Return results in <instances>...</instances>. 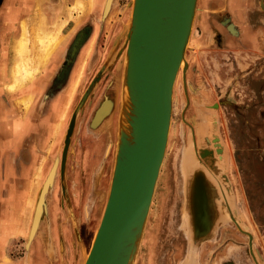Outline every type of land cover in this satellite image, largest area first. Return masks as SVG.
<instances>
[{
    "label": "rangeland",
    "instance_id": "374dc122",
    "mask_svg": "<svg viewBox=\"0 0 264 264\" xmlns=\"http://www.w3.org/2000/svg\"><path fill=\"white\" fill-rule=\"evenodd\" d=\"M33 1L38 2L30 0ZM68 1L72 8L76 0ZM80 1L85 6L80 14L69 7V13L63 14L59 8H53L51 12L59 15V21L69 15L73 19L70 24L86 23L95 29L85 57H80L81 76L74 89L70 88L68 109L54 141L49 143L40 164L36 158L25 155L34 153L33 142L0 141V264H83L107 199L121 131L119 122H122V130L126 129L127 107L121 111L120 108L121 100H124V48L132 0H112L106 10L103 7V11L97 13H93L95 0L94 3L93 0ZM99 3L100 0L98 7ZM5 7L9 21L18 18L19 25L21 19L26 20L9 1ZM198 8L196 4V12ZM85 11L86 18L80 20ZM3 12L0 8L1 23ZM195 21L196 14L192 32ZM19 30L20 25L17 32ZM219 33L220 43L215 44L217 50L205 57L189 56L190 36L173 87V110L165 156L131 264H264V57H241L240 50L244 46L236 40L238 36L229 35L227 31ZM8 42L9 38L1 30L0 45ZM33 42H29L33 45L29 48L35 59ZM4 61L2 71L6 70ZM47 63H43L40 70ZM34 78L27 82L32 83ZM49 88L48 85L46 89ZM102 105L103 109L111 106L112 109L95 122ZM29 107L30 102L21 106ZM19 119L11 117V120ZM210 121L222 148V158L217 159V163H222L220 171L228 201L221 207L222 220L194 244L190 254L192 243L185 213L193 216L196 203L193 197L190 198L193 183L200 179L207 192L212 194V190H216L217 196V182L220 187L222 182H214L202 171H197L191 156L190 163L182 164V157L184 149L190 146L194 150L188 151L190 155L193 153L208 167L200 149L210 148L214 154L216 146L206 139L209 131L200 133V126L205 128V123ZM0 134L4 139L5 130ZM191 137L194 142L189 140ZM189 153H184V157ZM215 154V157L219 155ZM23 162L25 164L21 165ZM56 162L53 181L43 192L47 205L43 216L46 218L39 223L36 235L32 237L29 233V236L38 189L48 171L55 169ZM187 167L189 170L186 171ZM29 180L35 186L33 194ZM21 208H26L29 218L23 220L25 225L20 224L17 231H9L6 220L13 222L11 213L22 216L24 210ZM219 212L217 198H214L211 221L221 217ZM41 230L42 237L39 235Z\"/></svg>",
    "mask_w": 264,
    "mask_h": 264
},
{
    "label": "water",
    "instance_id": "95a60500",
    "mask_svg": "<svg viewBox=\"0 0 264 264\" xmlns=\"http://www.w3.org/2000/svg\"><path fill=\"white\" fill-rule=\"evenodd\" d=\"M131 4L124 68L126 129L122 130L120 124L109 192L83 264H131L165 156L173 84L182 58L184 62L197 0H132ZM215 137L213 144L219 158L210 148L203 147L200 151L208 164V167L204 165L205 169L220 176L223 184L219 189L222 216L201 225L192 221V213L187 212L190 220L185 213L192 243L190 254L194 244L222 220L221 207L228 201L225 180L217 163L222 148ZM206 153L213 156L211 163ZM212 191L215 195L216 190ZM190 258L193 260V256Z\"/></svg>",
    "mask_w": 264,
    "mask_h": 264
},
{
    "label": "crops",
    "instance_id": "0c3cea01",
    "mask_svg": "<svg viewBox=\"0 0 264 264\" xmlns=\"http://www.w3.org/2000/svg\"><path fill=\"white\" fill-rule=\"evenodd\" d=\"M6 1L12 3L14 8H19V12L25 14L26 20L28 21L27 35L29 37V42H31V40H36L35 35L37 37L38 32L41 33L40 30L38 31L36 24H34L37 18V11L35 9L37 3L40 1L43 3L44 7L41 8V10L45 14L47 13L46 15L49 17L46 23V27L49 30L50 28L53 30L54 27V25H51L53 22L51 15L52 9L59 8V11L63 12V14L69 13L68 7L71 5L68 0H38V2H29V5L18 2L20 0H3V2L0 0V8L5 7L4 4L7 3ZM241 1L244 2V10L242 12L244 16L242 20L244 22L243 27L245 31V38L242 43L244 48L241 50V57H264V0H240V2ZM66 16L67 22L62 30L64 35L50 44V60L45 66L43 65L44 67L42 66L41 70L35 75L34 81L32 82L33 86H31L32 83L26 82L23 83L24 85L18 84L19 86L15 89L8 88L9 84L13 81L10 67L11 62L14 63V59H12L14 38L11 37L8 43L0 47V131L5 130V138L2 139V135L0 134V141L5 140L8 143H19L23 141L33 142L36 148L34 153L29 152L25 155H29L30 158H36L38 164L41 163V157L45 156L49 143L54 141V136L57 135L63 119L62 111L64 107L66 109V105L68 104L67 87H61L48 101H41L45 88L55 80L74 32V27L72 29H65L67 23L71 20L69 15ZM4 27L5 26L0 20V31ZM46 27L45 30L47 31L48 29ZM209 38L206 37L204 41L200 40L198 43L199 46L204 48L210 47V49L213 48L215 41L214 39L209 40ZM29 46L32 47L30 44ZM4 59V62H6V70L2 71L1 63ZM14 64L12 65L14 66ZM29 96L32 97V101L27 100V103L30 101L29 109L21 108L25 102H20V99ZM54 112H56V114ZM11 117H18L20 119L11 120ZM24 164L25 162L21 163V165ZM9 168L10 164L7 165V173L9 172ZM38 169H40V167H38ZM26 173L27 171L24 169L23 174L26 175ZM32 185L30 181L29 188L33 194L35 186L33 185L32 187ZM19 195L21 196L22 193H19ZM10 222L6 220L7 229L9 231H17V222L15 221L16 224L14 220L12 223Z\"/></svg>",
    "mask_w": 264,
    "mask_h": 264
},
{
    "label": "bare ground",
    "instance_id": "6f19581e",
    "mask_svg": "<svg viewBox=\"0 0 264 264\" xmlns=\"http://www.w3.org/2000/svg\"><path fill=\"white\" fill-rule=\"evenodd\" d=\"M111 1L112 0H105V5H104V9L105 10L110 5ZM74 2H75V4L72 6V8L69 7L70 10H72V12L75 9L76 12H77V14H80L81 11L85 10V6H83V3L80 0H76ZM41 3H42V1H40L37 4V7L35 8L36 11H37V15H36V17H37L36 18V23L37 24H36V27H38V31L39 30L41 31V33L38 32L37 37L35 35V39L36 40H34L35 42H33L34 43V47H35V50H34L35 59L33 58V56H31L32 54H31V50L29 48L30 46H29V37L27 35V21L25 19H21L19 21L20 30L17 32L16 37L14 38V42H13V52H14L13 53V59L15 57V59H14V63L15 64H14V66L12 68L13 81L9 85L12 89H15L17 86H19L18 84H23V83H26L27 81L31 80L38 73V71L40 70V66L43 63H47V61L50 59V56H49V53H50V44L52 42H55L56 39H58L59 31L61 30V28L64 25V23H66V19H63V20H60L59 21V15H54L53 13H51V15H52V21H53L51 25H54V27H53V30H52V28H50V30H49L46 27V23L48 22L49 17L46 15L47 13L45 14L41 10V8L44 7V6H42ZM93 3H94V0H93ZM131 11H132V8H131ZM194 14H196V11H195ZM45 27L48 29L47 31L45 30ZM191 33H192V30H191V32L189 33V36H188V40H187V44H186V47L187 48L189 46L188 43H189V40H190ZM62 35H60V36H62ZM52 45H54V44H52ZM124 49H125V52H126V46H125ZM50 55H51V53H50ZM125 57H126V55H125ZM126 61H127V59H125V62ZM182 62H183V58L181 59L179 68H178L177 73H176V77H177V74H178V71H179L181 65L183 64ZM80 73H81V71L78 72L77 79H75V81L72 82V86H71V89L72 90L77 85V82H78V78L80 76ZM176 77H175V80H174V84H175V81H176ZM174 84H173V87H174ZM122 94L125 96V93L122 92ZM31 98L32 97L29 96V97L24 98L23 101L22 100L21 101H22V103H24V102L27 103V100H31ZM107 101H109V100H107ZM28 102H30V101H28ZM125 102H126V100H125V97H124V100L123 99L121 100V108H120V111L123 108H125V106H126V103ZM103 105H102L100 111L98 112V114L96 115L95 121L101 119L103 116H105L110 111V109H112V106L110 108H108V109H103ZM130 107H131V104H130ZM172 110H173V104H172ZM54 113L56 114V112H54ZM201 115H204L203 114V111H201ZM207 124L205 123V125H206L205 128L199 125L201 127L200 128V133L201 134H204V133H208V131H209V135H207L206 139H208L209 142H213L214 137H215L214 127L211 124V121H210V123L208 125ZM119 125H120V122H119ZM121 127H122V122H121ZM215 139L217 140L216 137H215ZM189 140L192 141V142H194V140L192 139V137L189 138ZM206 150L209 152L208 149H206ZM188 151L189 152H193L194 150L190 146H188V147H186L184 149V151H183V157H182V164L184 162L190 163V161H189L190 158L189 157L191 156V159L193 158V161L195 159V162H196L195 165H196V170L197 171H199V170L202 171V173H204L206 176L208 175L210 179H213L214 182H217L218 180L221 181L220 180V176H217V174L216 173H213V172L208 173V171H210V170L209 169H205L204 165L203 166L200 165L199 160L194 157L193 153H192L193 156L190 155V153ZM184 153H189V156H186L187 154H185V157H184ZM215 153H218V152L216 151ZM215 153H214V155L216 156ZM206 157H207V160L211 163V161L213 159V156L211 154L208 155L206 153ZM220 157L222 158V156H220ZM217 158H219V155L218 154H217ZM221 164L219 163V165H221ZM56 165H57V162L54 165L55 166V169L52 168L53 171L52 170L48 171L47 175L44 177V179L41 182L40 187L38 189L39 191H38V194H37L35 203H34V210H33L32 218H31L30 228L28 230V235L30 233V235H32V237H34L36 235L38 229L40 228L39 227V223L41 222V220H43L44 218H46L45 216H43V215H45V212L44 211L47 209L46 208V206H47L46 205V202L43 199V198L46 197V195L43 194V192L46 191V189L50 186V184L53 181V175H54V172H56ZM161 165H162V163H161ZM187 170H189L188 167L186 168V171ZM37 179H38V174H37ZM215 179H217V180H215ZM32 187H33V185H32ZM205 187H206V185L204 184V182H202L200 179H197L193 183L192 190H191V194L192 195L190 196V198L193 197L194 201H196V203L194 202L195 204H194V208H193V211H192L193 212V220L196 223H199V224H201L202 220H204L201 225L207 224V223L211 222V219H212L211 218V216H212V213H211V200L214 199V198H217V202H218L219 205L222 202L221 201V196L219 194L220 184H218V182H217V188H218V190H217V196L216 195H213L212 196V194H210L209 192H207V188H205ZM39 193H40V196H39ZM22 210H24V214L22 216L20 214H18V213L17 214H14V213H11L10 214V216L13 217L12 219L14 220V223L16 224V222H17V225L18 226L20 224L23 225V220L25 219V221H27V219L29 218V215H30L26 211V208H21V211ZM36 213H37V215H36ZM219 214L221 215L220 212H219ZM46 216H48V215L46 214ZM35 219H36L37 222L35 221ZM24 225H25V223H24ZM27 226H29V225H27ZM42 234L43 233H42V230H41V232L39 233V235H41V237H42ZM32 237H31V239H32ZM43 242H44V240H43ZM44 244H45V247L48 246L47 242H44ZM50 248L51 247L48 246V249L49 250H50Z\"/></svg>",
    "mask_w": 264,
    "mask_h": 264
},
{
    "label": "flooded vegetation",
    "instance_id": "af4514ba",
    "mask_svg": "<svg viewBox=\"0 0 264 264\" xmlns=\"http://www.w3.org/2000/svg\"><path fill=\"white\" fill-rule=\"evenodd\" d=\"M1 1L3 2V0ZM18 2H22L24 5H29L30 0H20ZM97 2L98 0H95L93 13H97V11H101V9L103 11L105 0H103V2L100 0L99 7ZM202 3H206V5L202 6ZM197 5L199 6V8L196 12L195 30L191 34V43H190L191 52L189 53L190 57H193L195 55L197 57H205L207 53H213L214 51H216L217 49L215 48V44L218 45L220 43L219 32L225 33L227 31L229 35L233 34L234 36H238L236 40L239 41V43L242 44L244 42L245 31L243 27L244 22L242 20V17L244 16L242 13L244 10L243 8L244 2L242 1L240 2V0H228V1L198 0ZM4 6H6V3L4 4ZM3 11H4L3 25L5 27L2 28V31H4L5 36L10 40L11 37L13 38L16 37L19 26L17 23L18 18H15L14 21H9L10 17L9 14H7V8L4 7ZM18 14L20 15V17L21 16L25 17V14L21 12H19ZM85 18H86V11L82 13L80 20H83ZM72 20L73 19H71L70 21ZM70 21L67 23L68 29L69 28L72 29L74 27L73 29L74 32L72 31L73 32L72 38L70 39V43L68 45L65 57H63V61L61 63L59 71L56 74L55 80L53 81V83L49 84L51 89L49 88L47 90L45 88V92L41 97L42 102L48 101L50 97L55 92H57L61 87H67L66 91H67L68 104L66 105L67 106L66 109L64 107L62 111L63 117L64 115H66V111L68 109V105L70 102V98H71L70 88L72 86V82H74L78 76L75 74V70H77V74H78V72L81 69L80 63L82 62V60L80 57H85V54L87 52V46L91 45L90 41L92 37L95 35L94 34L95 32L93 31L94 27L92 25L89 24L86 25V23H78V22L76 24L75 22L74 24H70L71 23ZM195 31L197 32V35L195 34ZM206 37L208 38L210 37L209 40L214 39L215 42L213 48L210 49V47L204 48L199 46L198 44L199 41L200 40L204 41ZM222 39L225 41L226 38L223 37ZM3 45H5V43ZM71 71H73L72 72L73 74L71 75L70 78Z\"/></svg>",
    "mask_w": 264,
    "mask_h": 264
}]
</instances>
